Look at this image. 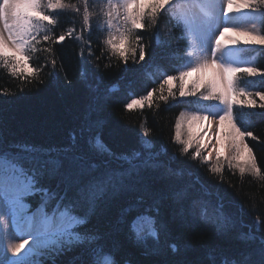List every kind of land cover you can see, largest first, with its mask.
Returning <instances> with one entry per match:
<instances>
[{
  "label": "trees",
  "instance_id": "trees-1",
  "mask_svg": "<svg viewBox=\"0 0 264 264\" xmlns=\"http://www.w3.org/2000/svg\"><path fill=\"white\" fill-rule=\"evenodd\" d=\"M78 1L65 3L77 5ZM100 1L104 0H89L90 33L81 27L83 15H75L74 9L53 17L59 20L53 34L68 28H75L76 33L62 43H39L41 49L52 47L53 55L37 51L30 64L43 65L46 57L49 61L55 59L54 68L48 64L38 76L13 77L0 64V144L6 149L11 146L12 152L18 151L17 146L35 147L37 151L21 154L33 157L37 166H44L45 183L53 188L74 179L71 173L80 163H95L101 170L120 167L121 161L97 151L92 143L96 138L116 155L140 152L134 160L137 165L146 160L156 165L143 167L139 176L126 179L127 187L106 196L89 223L78 229L103 237L100 243L114 250L117 264H261L264 108L259 107V97H254L256 107L238 106L235 114L237 126L257 138L245 137L261 176L241 174L230 167L222 168L220 173L211 172L207 163L194 159L193 153H184L174 139L176 119L184 109L194 108L195 101L180 97L179 85H174L176 99L166 103L159 100L165 74H178L185 62L178 58L185 57L189 47L188 39L182 38L183 25L177 20L174 3L159 16L155 27L149 25L137 33L148 46L145 60L134 63L129 59L125 64L104 44V31L97 30L103 25L98 18ZM260 31L264 34V24ZM248 60L252 67L264 71V46L253 44ZM241 81L247 91H264L262 76L243 73ZM167 88L164 85L165 95ZM153 89L152 106L143 102V107H126ZM141 125L150 130L147 136ZM142 136L151 147L144 145ZM146 188L186 190L188 197L179 201L169 197L162 204L161 218L168 224L167 234L158 230V239L146 236L137 243L122 213L137 201L150 202ZM38 199L28 198L33 207ZM193 200L197 201L195 205ZM218 225H226V230L221 231ZM87 251L85 242L60 254L46 250L32 260L39 264H83Z\"/></svg>",
  "mask_w": 264,
  "mask_h": 264
},
{
  "label": "snow or ice",
  "instance_id": "snow-or-ice-1",
  "mask_svg": "<svg viewBox=\"0 0 264 264\" xmlns=\"http://www.w3.org/2000/svg\"><path fill=\"white\" fill-rule=\"evenodd\" d=\"M175 2L176 0H118L113 3L112 0H108V10L101 9L98 15L102 14L106 17L109 27L113 19L120 20L121 17L123 25L122 30L118 29V37L110 35L104 44L112 55L125 64L129 59L134 63L145 60L148 46L137 33L146 30L149 25L155 27L159 16L168 11ZM188 7L192 11L183 18L182 38L188 39L190 46H194L199 56L204 58L189 60L182 65L186 70H177V75L165 74L159 89V100L166 103L170 98L176 99L173 82L178 81L180 97L199 94L204 101L218 103L213 105L214 111L213 108H204L189 116L181 113L176 119L174 139L183 145L184 153H188L195 144L193 158L202 157L203 161H210L212 152L209 151L207 155L202 153V150L208 147V142L200 136L198 130L193 129L194 124L207 121L208 130L215 131L217 144L222 145L227 138L229 148L236 153L234 158L238 163L235 167L240 173L248 171L261 176V168L252 155V149L244 142L245 137L257 138L251 131H242L237 126L235 109L238 106L256 107L257 102L254 97H259L262 102L259 107L264 108V91L250 92L240 86L241 74L264 77V71L256 67L243 69L236 67L230 55L232 52L230 46L238 45L241 37L244 38L245 44L264 46V34L255 24L251 29L224 27L223 30L220 25L231 22L229 13H242L249 9L255 12L253 19H258L264 24V0H240L239 3L237 0H227L226 6L223 0H189ZM66 9H74L75 15H79L81 11L79 6L65 3V0H46V2L45 0H2L0 2V64L13 77L38 76L48 64L55 67V59L49 61L45 57L46 63L37 67H32L30 60L37 51L53 55L52 47L42 49L37 47L42 41L52 45L62 43L67 37L75 35V28L53 34L59 24V20L53 17ZM82 19L81 27L90 33L93 26L90 23L92 16L89 13V0H83ZM97 30L102 31L103 28L97 26ZM230 30L237 32L238 35L221 40L220 36ZM77 38L82 39V35ZM89 51L91 52L90 47ZM196 55V51H188L186 57L178 59L184 61ZM192 73L197 75L188 79ZM164 85H168L166 95ZM155 91L156 89H153L148 91L147 95L133 99L126 107L128 109H132L134 105L143 107V102H147L149 107L152 106ZM185 121L188 126L187 139H182L181 130ZM141 127L144 135L147 136L150 130L143 125ZM17 147L18 151L12 152L11 146L6 149L0 144V220L4 216H9L11 223L15 225L11 231L6 225L5 230L0 232V243L7 241L4 256L6 257L7 251L10 250L15 258L0 260V264H39L38 261L32 260L33 256L43 255L46 250L60 254L73 245L85 242H88V251L87 259L83 264H117L114 250L100 243L103 237L86 229L83 232L78 229L89 223L99 203L106 196L115 195L127 187L126 179L133 175L139 176L143 167H156V165H149L147 160L137 165L134 160L141 155L140 152L116 155L102 141H98L97 151L121 161L120 167L117 169L106 167L101 170L98 164L80 163L71 173L74 179L63 187L58 184L53 188L45 183L44 166H37L33 157L21 154L35 152L37 149L28 145ZM241 147L244 152H241ZM215 152L217 164L210 171L220 173L222 165L219 161L223 154L219 149H215ZM72 163L75 164V161ZM56 164L57 168L61 166L59 161ZM124 164L128 167L125 168ZM145 190L149 191L147 188ZM32 196L39 197L35 207L28 200ZM169 197L179 201L186 199L188 193L186 190L171 189L149 191L150 202L140 200L124 210L123 222L128 226L130 235L137 243L143 241L146 236L158 239L159 233H168V224L161 218V208ZM196 203L197 201H192L193 205ZM218 228L221 231L226 230V225H218ZM24 236L29 239H24ZM13 239H20L22 242L12 243ZM171 247L176 250L175 244ZM261 264H264V248L261 250Z\"/></svg>",
  "mask_w": 264,
  "mask_h": 264
},
{
  "label": "rangeland",
  "instance_id": "rangeland-1",
  "mask_svg": "<svg viewBox=\"0 0 264 264\" xmlns=\"http://www.w3.org/2000/svg\"><path fill=\"white\" fill-rule=\"evenodd\" d=\"M0 2H2V0H0ZM45 2H46V0H45ZM102 2L103 3H101V1H100L98 4V7H97V10H99L98 13L101 12V9H103L104 11L108 10L107 9L108 0H104ZM112 2L116 3V2H118V0H112ZM239 2H240V0H237V3H239ZM226 3H227V0H223L224 6H226ZM188 4H189V0H176V2L173 4V6L175 7V10H176V15L178 16V19H180L182 21V23H184L183 18L185 17V15L190 14V12L192 11L188 7ZM77 6H79L81 8L80 14L83 15V0H79L77 2ZM233 7L235 8V5ZM66 10H68V9H66ZM89 13L91 14L90 8H89ZM228 15L231 17V22L226 23V24L221 23V25H220L221 30H223L224 27H227L229 29H233V28L251 29L253 24L256 25L257 29L259 28V26H261V23H259L258 19H253V17L255 16L254 11L244 10L242 13L233 12V13H229ZM98 18L101 20V23L103 24L102 28H103V31L105 33L106 39L109 38L110 35L114 36V37H118V34H119L118 29L122 30V25H123L122 17L120 18V20L113 19L111 27H109L107 25L106 17H104L102 14L98 15ZM217 35H219V33H217ZM237 35H238L237 32L230 30L228 32H225L224 35L220 36V39L226 40L228 37L237 36ZM188 42H189V40H188ZM252 47H253V44H245L244 38H242V37L240 38V43L238 45L230 46V48L232 49V52L230 53V55H231V58L233 59V61L235 62L236 67L242 69V68H245L246 66H248V64H246V59L252 54ZM189 51H196L197 55L195 57L187 58L185 64L188 63L189 60L194 61L197 58H199V59L204 58L202 56H199L198 50L194 46H190V44H189ZM180 70L183 71L186 69L182 66ZM196 75H197L196 73H192L191 77H189L188 79H191V78L195 77ZM173 84L179 85V82L174 81ZM189 87H191V85H189ZM188 97H194L195 102L200 104V105H198L194 109L193 108L184 109L181 113H184L185 116H189L192 113L198 112L199 110L204 109V108H213V105L218 103L216 101H204L200 98L199 94L193 95V96H186V98H188ZM214 110L215 109L213 108V111ZM211 118H212L211 113H209V119H211ZM193 129L198 130L200 133V136L206 142H208V147L206 149L202 150L203 155H207L209 151L212 152V159L210 161H207V162L203 161V162L207 163L210 166V168H212L214 165H216L217 160H216L215 149H219V151L223 154L220 157V161H219V164L222 165V168H224V167L236 168L239 171V169L237 167H235V165L238 163V161L234 158L236 156V153L231 148H229V146H228L229 142H228L227 138L224 139L222 145L217 144L215 131L208 130L207 121H202V122H198L197 124H194ZM213 129H215V126H213ZM181 131H182V139H187L188 126H187L186 121L183 123ZM142 138L144 141V145L147 147H151L150 141H148V139L144 136H142ZM209 138H211V139H209ZM98 141H100L98 138L93 140V142H92L93 145L98 147ZM244 142L247 143L246 139ZM178 146L181 147L183 150V145L181 143H178ZM195 147H196V145L193 144V147L189 150V153L192 154L195 151ZM244 151L245 150L243 149V147H241V152H244ZM252 155L254 156L253 151H252ZM199 158L202 159V157H199ZM244 173L253 174V173L248 172V171H245ZM6 225L8 226L9 231H11L15 227V225L11 223L9 216H4V218L2 220H0V232H3L5 230ZM23 238L29 239V237H27V236H24ZM11 242L12 243H20L21 240L20 239H13ZM6 245H7V241L0 243V260H10V259L15 258L13 253L10 250L7 251V256L6 257L4 256L3 253H4V250L6 248Z\"/></svg>",
  "mask_w": 264,
  "mask_h": 264
},
{
  "label": "bare ground",
  "instance_id": "bare-ground-1",
  "mask_svg": "<svg viewBox=\"0 0 264 264\" xmlns=\"http://www.w3.org/2000/svg\"><path fill=\"white\" fill-rule=\"evenodd\" d=\"M22 242V241H21ZM31 243V240L29 241Z\"/></svg>",
  "mask_w": 264,
  "mask_h": 264
}]
</instances>
